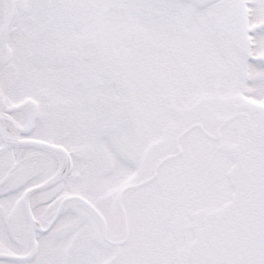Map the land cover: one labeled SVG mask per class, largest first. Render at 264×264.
Wrapping results in <instances>:
<instances>
[{
    "label": "snow or ice",
    "instance_id": "1",
    "mask_svg": "<svg viewBox=\"0 0 264 264\" xmlns=\"http://www.w3.org/2000/svg\"><path fill=\"white\" fill-rule=\"evenodd\" d=\"M0 264H264V0H0Z\"/></svg>",
    "mask_w": 264,
    "mask_h": 264
}]
</instances>
